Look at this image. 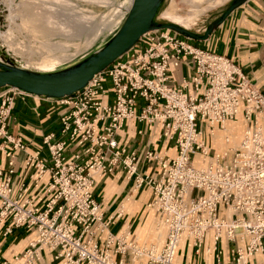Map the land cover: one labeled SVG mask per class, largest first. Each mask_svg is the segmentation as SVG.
I'll use <instances>...</instances> for the list:
<instances>
[{
  "label": "built area",
  "instance_id": "built-area-1",
  "mask_svg": "<svg viewBox=\"0 0 264 264\" xmlns=\"http://www.w3.org/2000/svg\"><path fill=\"white\" fill-rule=\"evenodd\" d=\"M147 33L84 88L54 98L62 107V137L43 138L48 154L10 131L15 97L28 93L9 86L2 94L0 151L9 161L0 168V223L10 220L5 234L19 227L36 231L16 264H37L44 249L63 264H176L182 238L190 237L199 252L210 230L215 264H258L255 255L264 254V94L227 56L169 28ZM181 65L192 75L174 85ZM239 114L246 128L238 146L211 154L201 139L203 124L225 129ZM133 119L177 145L176 157L146 151L159 176L139 172L138 152L116 139ZM74 147L81 149L69 155ZM19 152L29 176L17 192ZM116 170L135 175L134 190L153 188L148 205L166 226L160 248L140 243L129 226L119 235L109 230L114 218L104 220L93 188L96 177Z\"/></svg>",
  "mask_w": 264,
  "mask_h": 264
},
{
  "label": "crops",
  "instance_id": "crops-1",
  "mask_svg": "<svg viewBox=\"0 0 264 264\" xmlns=\"http://www.w3.org/2000/svg\"><path fill=\"white\" fill-rule=\"evenodd\" d=\"M116 16L112 19L111 24ZM120 16L123 17L122 10ZM7 18L9 19V16ZM178 22L188 24L181 20ZM52 31L54 30H50V32ZM2 37L3 42L10 47L11 43L7 35L3 33ZM195 43L206 50L230 58L264 94V0H246L226 18L207 40ZM59 62L60 59L55 58L54 62L39 67L47 69ZM30 66L36 67L37 65ZM39 67L37 66V68ZM50 70H56V68ZM188 75H192V71L185 65H181L173 72L172 84L179 85L182 77ZM6 90H8V86L0 88V105L3 100L2 94ZM61 112L62 107L57 105L54 98L29 94L17 95L12 110L10 131L14 135L23 136L29 141L31 148L42 147L43 153L48 154V148L43 144V138L52 133L56 135L55 139L62 137ZM225 126V129H222L219 125L213 127L209 123L203 124L201 139L209 146L211 154L216 152L221 154L227 149L238 146L243 137L246 122L242 114H239L236 118L228 120ZM158 133L159 130L156 131L151 124L133 119L116 135L121 148L138 152L140 156L139 172L146 171L148 174L157 176L161 173V168L156 161L151 163L145 161L144 156L148 149L162 154L167 153L170 157H176L178 154L176 143L159 140ZM226 137H229L230 142H226ZM80 149L75 147L70 149L69 155ZM24 159L25 153L19 152L16 159L15 188L17 192L20 185L27 181L29 176V172L24 168ZM200 159L201 156L197 153L195 163L201 165L199 164ZM8 161L9 157L6 153L0 151V168L6 170ZM134 188L135 175L128 178L125 170H116L113 173L96 177L93 193L101 204L104 220L114 218L109 227L112 233L119 235L127 228L126 226H129L133 238L137 236L143 243L161 244L163 233L159 226H163L165 231L166 226L162 223L160 214L148 205L154 196L153 188L146 184L136 190ZM119 212H122L120 216H118ZM9 224V219L0 223V264H16L15 258L24 255L30 242L36 238L35 229L26 227L14 228L11 233L5 234ZM212 244L213 230L207 233L199 252L196 251L190 237H183L177 250L176 264H215V255L214 252H211ZM222 246L226 247L225 240ZM227 257L226 254V260ZM254 260L258 264H264V254H256ZM37 264L63 263L55 258V252L44 249Z\"/></svg>",
  "mask_w": 264,
  "mask_h": 264
},
{
  "label": "rangeland",
  "instance_id": "rangeland-1",
  "mask_svg": "<svg viewBox=\"0 0 264 264\" xmlns=\"http://www.w3.org/2000/svg\"><path fill=\"white\" fill-rule=\"evenodd\" d=\"M231 1L164 0L156 23H177L193 32L204 34L207 27L229 7ZM127 2L128 0H13V7L24 5L27 11L20 13L12 10L9 19L3 17L0 22L2 32L11 43L9 47L2 42L0 34V60L18 66H29L59 58L60 62L49 69L62 70L73 66L110 41L125 20V14L122 18L119 15L122 7L128 5ZM4 5L0 0V10L6 9ZM18 14L20 20L16 19ZM120 20H123L122 24ZM178 20L188 24L179 23Z\"/></svg>",
  "mask_w": 264,
  "mask_h": 264
},
{
  "label": "water",
  "instance_id": "water-1",
  "mask_svg": "<svg viewBox=\"0 0 264 264\" xmlns=\"http://www.w3.org/2000/svg\"><path fill=\"white\" fill-rule=\"evenodd\" d=\"M245 1L232 0L223 14L207 27L204 34H199L179 24L156 23L164 0H134L124 23L110 41L73 66L54 72H40L0 60V88L11 86L25 93L46 98L72 95L128 52L145 33L154 29L169 28L193 40L205 41Z\"/></svg>",
  "mask_w": 264,
  "mask_h": 264
},
{
  "label": "bare ground",
  "instance_id": "bare-ground-1",
  "mask_svg": "<svg viewBox=\"0 0 264 264\" xmlns=\"http://www.w3.org/2000/svg\"><path fill=\"white\" fill-rule=\"evenodd\" d=\"M2 2L5 4L4 6H6V9L5 10H0V22L3 20V17H7V16H10V13H11V11L13 10V11H20V13H21V11H27V7L26 6H24V5H16V6H14L13 7V0H2ZM133 2H134V0H128V5L127 6H124L123 7V9H122V14L124 15L125 14V19H126V15H128L129 14V11H130V9H131V7H132V5H133ZM160 13V12H159ZM23 14V13H22ZM22 14H21V17H22ZM124 18H123V20H124ZM17 20H20V16H19V14H18V16H17V18H16ZM123 20H120V23L122 24V22H123ZM125 21V20H124ZM124 23V22H123ZM30 24V23H29ZM177 24V23H176ZM180 25V24H179ZM122 26V25H121ZM120 26V27H121ZM29 27V26H28ZM183 27V26H182ZM1 29H0V34L2 35L3 34V27H0ZM186 28V27H185ZM119 30V29H118ZM117 30V31H118ZM2 32V33H1ZM148 34V33H147ZM146 34V35H147ZM31 37V36H30ZM29 38V37H28ZM3 42V41H2ZM10 44V43H9ZM26 54V53H25ZM34 54V53H33ZM35 55V54H34ZM25 56H27V55H25ZM31 56V55H30ZM37 58V57H36ZM38 60V59H37ZM52 62H54V59H49V60H43V61H40V62H37L36 64H31V65H37L38 67L39 66H41V65H46V64H50V63H52ZM31 63V62H30ZM35 63V62H34ZM30 66V65H29ZM27 66L26 64H24V65H20V67H23V68H27V69H30L31 68V70H35V71H40V72H54L55 70H50L49 68H47V69H42V68H37V66L36 67H34V66ZM56 71H58V69H56ZM35 96H37V95H35ZM227 123V122H226ZM226 123H225V125H226ZM237 146H235V147H232V148H230L231 150H233V149H235ZM203 162H202V160L200 159V163L199 164H202ZM154 210V209H153ZM160 227V230H162V233H163V238H162V242H161V244H158V243H143L137 236H136V239L137 240H139V242L140 243H143V244H153L154 246H156L157 248H160L162 245H163V243H164V241H165V236H166V231L164 230V228H163V226H159ZM126 229V228H125ZM36 237V236H35ZM34 240H35V238H34ZM34 240H32L31 242H33ZM211 252H212V250H211ZM15 261L17 262V261H23V255L22 256H19V257H16L15 258Z\"/></svg>",
  "mask_w": 264,
  "mask_h": 264
},
{
  "label": "trees",
  "instance_id": "trees-1",
  "mask_svg": "<svg viewBox=\"0 0 264 264\" xmlns=\"http://www.w3.org/2000/svg\"><path fill=\"white\" fill-rule=\"evenodd\" d=\"M160 11H161V9H160Z\"/></svg>",
  "mask_w": 264,
  "mask_h": 264
}]
</instances>
